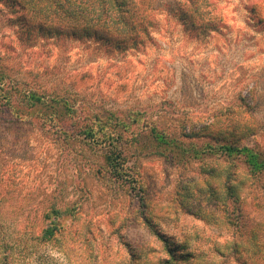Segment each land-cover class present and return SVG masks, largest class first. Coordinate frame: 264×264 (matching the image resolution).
<instances>
[{"label":"rangeland","instance_id":"obj_1","mask_svg":"<svg viewBox=\"0 0 264 264\" xmlns=\"http://www.w3.org/2000/svg\"><path fill=\"white\" fill-rule=\"evenodd\" d=\"M132 3L135 31L99 37L0 0V264H264V174L218 147L264 152V0Z\"/></svg>","mask_w":264,"mask_h":264},{"label":"trees","instance_id":"obj_2","mask_svg":"<svg viewBox=\"0 0 264 264\" xmlns=\"http://www.w3.org/2000/svg\"><path fill=\"white\" fill-rule=\"evenodd\" d=\"M14 8L18 10H24L25 12H39L42 17H46L54 25L53 29L57 31H63L64 27H78L84 25V32H78L74 30L75 35H95L103 37L102 32H116L119 34L129 31H135L139 26L136 24L135 5L132 0H8ZM198 9V8H197ZM33 14V13H32ZM69 28V29H72ZM81 31V30H80ZM30 98L32 104L35 103ZM40 100V99H39ZM238 131H244L243 124H238ZM253 130V128H251ZM214 138V136L212 137ZM228 143L219 145L220 154L222 156L229 155H241L245 164L248 166V173L264 174V152L255 150L249 146L238 147L228 138ZM210 145V144H209ZM211 147V145H210ZM212 150V149H211ZM209 151V149H208ZM108 165L112 170V174L120 177L124 172V165H122V152L117 151V148H113L111 153L106 155ZM238 178V177H237ZM242 179H235L234 182L229 180L223 183L225 190H230L232 193H238L239 187L244 186ZM241 189V188H240ZM234 194V195H235ZM236 198V197H235ZM240 198L237 197L238 201ZM238 206L233 213L238 217H241V206L238 201ZM68 209H62L57 206L56 203L51 204L48 210L34 217L35 220L29 221L31 224V231H29V239L31 241L38 242V245H47L54 242L58 238V234L62 233L63 225L61 222L62 217L67 216ZM74 212H71L77 219L79 216L76 214V208ZM237 223V222H235ZM38 229V231H37ZM69 229V228H68ZM64 232V231H63ZM160 237V236H159ZM166 243V249L170 254V261L177 258V253L173 251L172 246L168 243V239H163ZM234 252L238 253L242 248L239 243H236L233 247ZM37 251V250H36ZM30 254L34 253V245L30 247ZM242 254V252H241ZM172 263V262H170ZM163 264H167L163 263Z\"/></svg>","mask_w":264,"mask_h":264}]
</instances>
